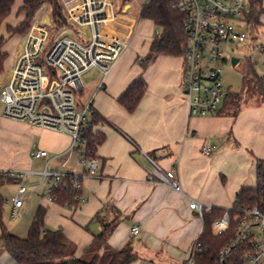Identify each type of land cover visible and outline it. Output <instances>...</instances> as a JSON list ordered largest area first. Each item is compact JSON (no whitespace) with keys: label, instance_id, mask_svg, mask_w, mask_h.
Here are the masks:
<instances>
[{"label":"crops","instance_id":"0c3cea01","mask_svg":"<svg viewBox=\"0 0 264 264\" xmlns=\"http://www.w3.org/2000/svg\"><path fill=\"white\" fill-rule=\"evenodd\" d=\"M130 9L128 2L123 4L119 9L122 16L116 26H109L119 36L132 30L128 48L107 75L103 76L98 70L103 83L90 98L80 101L90 104L104 118L92 127V132L103 135L104 140L95 152L99 175L83 178L85 199L74 205L53 201L47 195V182L41 179L40 172L47 161L54 167L65 160L54 156L69 146V136L5 115L0 117V178L3 180L0 195L3 207L5 203L10 204L12 216L10 198L13 195L5 198L3 194L6 182L12 181L18 186V181L1 173L25 171L26 190L16 216H21L23 223L13 227V231L9 226L11 233L25 236L24 231L28 232L31 223L28 222L27 207L32 208L33 218L40 206L45 209L44 228H60L76 246L73 256L86 259L92 256L89 248L101 230L96 214L108 219L117 217L118 222L106 240L108 247L119 250L129 246L137 256L130 264H175L188 255L203 229L202 216L189 208V202L195 200L206 206L225 208L233 203L242 187H251L255 162L264 159L259 154L264 132L253 141L248 138L245 148H234L233 145L241 143L244 137L240 112L237 115L191 116L182 97L183 57L159 55L143 69L138 58L143 59L147 54L153 35L147 37L143 33L140 41H133L139 21ZM140 19L154 25L149 19ZM139 75L146 80V91L135 110L128 112L117 98ZM263 108L264 104L258 111ZM230 117L235 118L230 122ZM207 142L212 149L209 154H204L202 147ZM33 146L45 149L47 156L32 158L30 150ZM141 150L155 154L164 168L174 169L181 191L146 180L149 164ZM65 166L75 173H83V167L74 157L66 160ZM135 225L140 229L133 235ZM101 250L98 248L94 254L99 255ZM0 264L16 263L2 251Z\"/></svg>","mask_w":264,"mask_h":264},{"label":"built area","instance_id":"2783aa9c","mask_svg":"<svg viewBox=\"0 0 264 264\" xmlns=\"http://www.w3.org/2000/svg\"><path fill=\"white\" fill-rule=\"evenodd\" d=\"M58 3L66 21L57 25L60 33L51 41L52 20L48 15L49 23L45 22L47 4L43 3L35 12L24 43L17 48L7 81L0 87V100L6 117L69 136V146L54 156L65 160L54 167L47 161L40 175L48 184L50 199L56 200L55 188H64L74 192L80 202L85 199L83 178L97 177L99 163L87 147L84 132L90 104L78 101L76 94L83 89V75L89 69L94 67L103 76L108 74L128 48L132 30L119 36L109 29L112 24L116 26L122 16L113 0H58ZM172 7L184 13L183 29L188 37L181 87L189 114L205 117L217 113L226 93L222 70L233 56H238L233 54L232 46L245 42L249 36V2L174 0ZM155 33H158L157 29ZM258 51L264 66V45H260ZM258 75L264 76V73ZM211 149L207 142L202 153L209 154ZM141 155L149 164L147 181L163 183L181 191L173 168H164L155 154L148 151L141 150ZM30 156L46 157L47 152L33 146ZM71 157L83 167V173H75L65 166V161ZM1 174L18 181L17 192L10 198L12 216L16 217L26 190L23 181L26 172L10 170ZM248 188L249 199L235 196L233 203L225 207L223 214L211 224L214 235L232 230L229 241L218 252V260L222 263L231 261L239 252L242 264H264V159L255 162L254 184ZM188 206L200 216L212 209L195 200H191ZM139 229L138 225L133 226L132 234H138ZM201 249L202 244L196 239L188 255L175 264H195V256Z\"/></svg>","mask_w":264,"mask_h":264},{"label":"trees","instance_id":"16d2710c","mask_svg":"<svg viewBox=\"0 0 264 264\" xmlns=\"http://www.w3.org/2000/svg\"><path fill=\"white\" fill-rule=\"evenodd\" d=\"M15 0H0V26L11 12ZM174 0H147L140 8L139 17L149 19L158 30L154 33L147 54L141 59L143 69L147 68L159 55L184 56L187 51L188 37L183 29L184 13L172 7ZM250 12L247 21L251 29L261 25V15L264 14V0H248ZM47 3L49 15L56 25L65 23L58 0H22L17 9V15L24 14L23 19L15 25L6 24V31L9 35L26 34L35 12L43 4ZM6 38L0 35V73L3 70L7 53L3 50ZM244 82L251 80L264 98V76L258 75L252 63L247 64L244 75ZM147 83L143 76H137L128 87L118 96L117 102L126 111L132 112L137 107L140 99L146 91ZM242 96L238 92L226 91L223 103L217 114L235 115L241 104ZM104 118L90 106L84 132L87 147L91 154L95 155L97 146L100 145L104 136L93 133L92 127ZM261 160V159H258ZM9 178V177H8ZM0 178V184L2 183ZM56 202L66 205H74L79 201L76 194L64 188H55ZM236 196L242 199H249L250 190L242 187ZM3 199L0 195V252L5 251L16 264H100V257L93 254L90 258H77L73 254L76 246L62 232L60 228H44L45 209L38 207L33 215L28 232L25 236L11 233L2 221ZM224 208L212 207L209 213H203V229L197 238L202 244V249L195 256V264H242V254L237 252L231 261L220 262L218 260L219 250L229 241L232 230L223 235H214L211 229L212 222L220 217ZM101 224V230L94 236L92 247L99 244L107 249L109 258L105 264H130L137 256L132 253L129 246L119 250H112L107 246L106 240L115 228L118 218L108 219L96 216ZM90 247L89 249H91ZM97 247V248H98Z\"/></svg>","mask_w":264,"mask_h":264},{"label":"rangeland","instance_id":"374dc122","mask_svg":"<svg viewBox=\"0 0 264 264\" xmlns=\"http://www.w3.org/2000/svg\"><path fill=\"white\" fill-rule=\"evenodd\" d=\"M115 2L116 10H119L123 4L129 3L131 5L130 11L133 13L138 18V24L135 29H134V34H133V41H140L142 39V34L146 33L147 37L149 34L154 35L155 33V26L152 25L150 22L143 21L138 17V11L141 7V5L146 2L147 0H113ZM22 0H15L13 3V6L11 8L10 14L7 16V18L2 22L0 26V35H3L7 40L3 45V50L7 53L6 60L4 62V67L2 72L0 73V87L5 83L7 80V72L10 69L11 65L14 62L15 55L17 52L18 46L22 45L25 41L26 35L22 34H13L9 35L6 31L5 25L11 24L15 25L18 22H20L24 14L20 13L17 15V9L19 5L21 4ZM47 4V3H46ZM264 5V2H263ZM49 7L47 4V7L44 10V14L49 15ZM262 18V24L257 26L256 28L249 29V36L246 39L245 42L242 43H237L232 46L233 48V54L241 56L239 58V61L235 64L232 65L231 62H229L222 70L221 73V79L223 82L224 89L229 92H238L242 96V101L241 104L238 108V111L235 115L240 112L243 117L240 119L242 121V126L243 131H244V137L241 139V143H237L236 145L234 144V148H240L244 147L245 148V141L250 138L252 141L256 139V137L264 132V108L260 109L258 111V108L260 106H263L264 104V98L261 96L259 93L257 87L254 85V83L250 80H247L244 82V75L247 70V64L252 63L255 70L258 73H264V66L262 64V57L260 52L258 51V47L260 45H264V14L261 15ZM52 20L51 27L54 30L53 36L51 37V41L55 39V37L60 33V31L57 29V25L55 22ZM131 22V21H130ZM83 80L85 82V87L76 94V99L78 101H84L86 98H90L93 93H95V90L97 86L99 87L103 83V78L101 73L98 71L97 68H91L89 69L86 73L83 75ZM183 97V95H182ZM222 106V102L220 103ZM3 116V105L0 101V117ZM235 117H230V122L231 119ZM249 139V140H250ZM232 147V148H233ZM261 151L259 152L260 157H264V143L262 144ZM259 151V150H258ZM247 154L252 158V154L247 151ZM237 164H238V160ZM239 165V164H238ZM10 169V168H9ZM28 177V176H27ZM250 177V174H249ZM27 184H28V178H26ZM252 184V182H251ZM17 184L15 182L9 181L5 183V190L4 194L5 198H9L10 196L16 194L17 192ZM25 207H27V199L25 198L24 200ZM31 209L27 207V215L29 217L28 222L32 221L31 217ZM21 216L18 217H13L11 216V208L10 204L5 203V206L3 207L2 210V218L3 221L6 225V228L8 231H13V227H16L17 225L23 223L22 219H20ZM8 224V225H7ZM22 231V229H21ZM23 233V232H22ZM27 232L24 231L25 235ZM99 244L94 245L89 252H92V255L97 252L98 248H102V252H99V257H100V264H105L109 258L107 254V249L102 247H98ZM98 247V248H97ZM91 257V256H90ZM88 258V256H87ZM107 259V260H106Z\"/></svg>","mask_w":264,"mask_h":264},{"label":"water","instance_id":"95a60500","mask_svg":"<svg viewBox=\"0 0 264 264\" xmlns=\"http://www.w3.org/2000/svg\"><path fill=\"white\" fill-rule=\"evenodd\" d=\"M44 20H45L46 23H49V16L46 15ZM238 61H239L238 56H233V57L231 58V64H232V65H235Z\"/></svg>","mask_w":264,"mask_h":264}]
</instances>
